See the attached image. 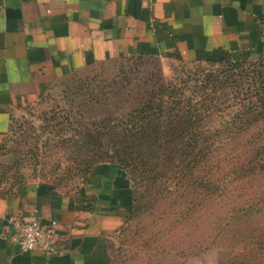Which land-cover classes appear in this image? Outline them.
<instances>
[{"label":"crops","instance_id":"obj_1","mask_svg":"<svg viewBox=\"0 0 264 264\" xmlns=\"http://www.w3.org/2000/svg\"><path fill=\"white\" fill-rule=\"evenodd\" d=\"M264 46V0H0V147L18 107L55 83L131 56L221 59ZM89 183L0 190V264H113L131 187L122 167L100 163ZM56 220L57 253H23L15 220Z\"/></svg>","mask_w":264,"mask_h":264},{"label":"rangeland","instance_id":"obj_2","mask_svg":"<svg viewBox=\"0 0 264 264\" xmlns=\"http://www.w3.org/2000/svg\"><path fill=\"white\" fill-rule=\"evenodd\" d=\"M260 54H264V46L253 52L230 53L235 59ZM217 67L205 59L185 61L177 55L170 60L133 57L55 83L37 101L15 110L11 129L0 147V190H16L41 181L65 192L84 188L91 179L93 161L113 139V131H93L95 126L104 127L103 123L113 117L111 111H124L138 92L152 85L184 86V81ZM77 83L83 87L76 89L73 84ZM238 107L230 105L225 112ZM119 113L122 116L123 112ZM220 119L209 123L217 125ZM220 145L217 158L221 168L215 179L222 185L221 194L208 203L200 190L188 198L172 180L160 188L156 202L150 197L143 202L145 199L136 193L135 208L113 243V264H226L232 250H244V235L253 241L264 239V122ZM253 156L262 159L263 168L252 169L248 162ZM130 184L143 191L133 179ZM231 213L238 218L235 238L239 244L234 249L214 244L203 250L215 241L216 231ZM209 216L215 229L211 236L207 234ZM256 247L251 244L249 248L257 253Z\"/></svg>","mask_w":264,"mask_h":264},{"label":"trees","instance_id":"obj_3","mask_svg":"<svg viewBox=\"0 0 264 264\" xmlns=\"http://www.w3.org/2000/svg\"><path fill=\"white\" fill-rule=\"evenodd\" d=\"M133 57L155 56L121 59ZM207 61L220 67L184 81V86L162 82L152 85L151 89L138 92L124 111H111L113 117L103 123L104 127L95 126V133H114L107 149L93 161V169L100 163L119 164L127 170L129 183L133 179L136 187L143 189L138 192L130 184V212L139 197L136 193L139 199L150 197L156 202L160 188L166 187L168 180L182 188L188 198L200 190L206 203L214 201L222 190L215 179L221 168L217 158L220 144L264 122V54L242 59L225 54L219 60ZM73 86L83 87L78 83ZM230 105L239 107L225 112ZM119 112H123L122 116ZM219 117L217 125H210ZM248 164L254 166L252 169L263 168L262 159L255 156L250 157ZM237 220L231 213L226 224L216 231L215 241L208 242L203 250L214 244L234 249L239 244L235 238ZM211 222L209 216V236L215 230ZM241 242L244 250L231 249L226 264H264V239L253 241L244 235ZM251 244L257 246V253L249 248Z\"/></svg>","mask_w":264,"mask_h":264},{"label":"built area","instance_id":"obj_4","mask_svg":"<svg viewBox=\"0 0 264 264\" xmlns=\"http://www.w3.org/2000/svg\"><path fill=\"white\" fill-rule=\"evenodd\" d=\"M15 225L16 230L10 235V239L23 253L34 251H42L47 255L57 253L58 221H44L41 214L35 211L28 218L15 220Z\"/></svg>","mask_w":264,"mask_h":264}]
</instances>
